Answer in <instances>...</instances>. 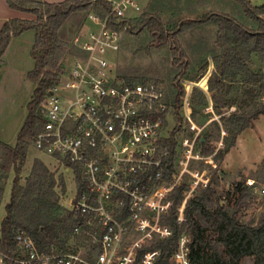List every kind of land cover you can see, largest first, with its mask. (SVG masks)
<instances>
[{"label":"trees","instance_id":"16d2710c","mask_svg":"<svg viewBox=\"0 0 264 264\" xmlns=\"http://www.w3.org/2000/svg\"><path fill=\"white\" fill-rule=\"evenodd\" d=\"M6 1L12 9L32 15L35 20L12 19L3 26L0 31V68L14 38L34 31L36 41L31 52L35 68L28 75L35 90L27 106L26 120L18 133L14 147L0 141L2 154L0 171L3 175L1 181L7 180L11 172L15 175L10 202L5 207L6 216L1 222V249L9 254L16 251L15 237L18 231L29 234L41 251L48 250L51 246L66 249L72 242L82 244L86 237L85 234L82 237L74 234L79 219L71 210L59 205L56 187L59 184L66 190L63 178L58 183L55 174L39 160L35 162L26 185L22 184V175L29 149L44 125L43 103L63 78V60L68 53V45L61 40L60 30L77 12L93 11L104 18L110 12V5L106 0H67L56 4L32 0ZM171 1L151 0L136 19L125 21L117 19L114 21L115 25L110 24V26L121 32L127 27L126 32L131 34L148 30L158 37L161 46L168 45L175 36H172L171 29L166 27L156 12L162 11L160 3ZM174 1L176 4H185L181 3V0L172 2ZM236 2L243 15L251 18L258 26L257 29L223 11L210 12L196 19L184 20L180 27L174 29L177 35L209 23L217 26L215 45L220 53L209 55L213 59L214 69L201 89L198 87L194 89L192 103L203 106L204 102L209 100L218 111L236 108V111L221 119L224 128L223 149L214 158L219 163L223 162L225 156L236 146L238 137L264 116V5L253 8L248 0H236ZM178 9L181 10V7ZM174 50L177 55L178 49ZM70 54L79 53L72 49ZM181 56L186 59L185 54L182 53ZM254 57L261 63V71L254 69ZM186 66V69L191 68V62L188 61ZM207 68L208 62L205 70ZM181 76L184 77V74ZM125 79L136 83L131 79ZM142 83L150 82L144 80ZM236 84L241 86L239 95L234 93ZM179 90L174 102L173 114L181 123L180 108L185 90L182 88ZM171 106L168 105L165 118L171 114ZM196 114L197 112L193 111V118ZM167 124L168 121L165 125ZM217 131L219 137L216 140H220L222 131L219 126ZM182 132L185 131L180 126L161 142V148L170 152L168 159L165 160L167 165L165 178L168 185L173 180L172 176L178 173V160L182 154V142L178 141V138ZM214 140L215 137L209 133L196 140L201 156L209 157L214 154L211 145ZM199 162L192 160L190 170L204 172L205 170L193 167L194 163ZM203 162H206L210 169L216 167V163L212 165L206 160ZM76 173L79 193H82L85 189L82 173L80 169H76ZM206 177L208 185L200 186L193 198L187 201L183 222H178V216L185 194L190 191L191 185L183 184L174 189L169 196L172 202L171 209L161 218V225L171 230L172 235L166 238L155 236L153 241L144 244L141 254L159 252L154 264H173L172 257L178 250L179 240L185 235L189 238V258L192 264H240L245 258H251L254 264H264V219L255 225L244 224L237 218L244 201L253 198V188L247 186L246 182L236 184L235 191L239 201L231 211L229 207L221 205V197L214 188V185L219 184L216 172L212 177L209 175ZM4 192V187H0V206Z\"/></svg>","mask_w":264,"mask_h":264},{"label":"built area","instance_id":"2783aa9c","mask_svg":"<svg viewBox=\"0 0 264 264\" xmlns=\"http://www.w3.org/2000/svg\"><path fill=\"white\" fill-rule=\"evenodd\" d=\"M106 1L110 12L102 18L89 11L87 26L69 43L63 78L43 103L44 125L32 143L72 172L76 183L80 169L85 189L79 193L77 183L70 210L79 219L74 234H85L86 240L41 251L29 234L18 231L17 249L9 254L1 249L0 233V264H154L159 252L141 251L155 236L172 235L161 225L172 206L170 194L185 184L186 175L192 177L187 193L208 185L206 172L190 170L192 160L206 157L187 141L181 143L178 173L167 184L165 160L170 152L161 148L170 116L165 118V90L157 83H133L112 74L106 59L109 51H119L122 34L110 24L136 19L140 15L128 11L141 14L151 0ZM72 49L79 54H70ZM246 184L254 186L252 180ZM186 203L184 197L178 222L184 220ZM189 253V238L183 235L173 264H192Z\"/></svg>","mask_w":264,"mask_h":264},{"label":"rangeland","instance_id":"374dc122","mask_svg":"<svg viewBox=\"0 0 264 264\" xmlns=\"http://www.w3.org/2000/svg\"><path fill=\"white\" fill-rule=\"evenodd\" d=\"M173 1V0H172ZM162 2L160 10L156 12L161 17L163 23L171 29L172 36L174 39L170 40L168 45L161 46V42L158 41L156 35H152L148 30H144L137 34H131L122 32L120 39V49L118 52L109 51L106 54L111 65L112 74L119 75L120 77L131 79L136 83H142L146 80L149 82L157 83L161 85L166 93L167 103L171 106V114L168 117L167 132L171 135L180 126L182 130L178 141H190L196 137V135L204 136L209 133L215 137V140L211 142L212 146L215 147L214 154L212 155L213 164L216 167L210 169L205 160L199 163H194L193 167L196 169L205 170L206 175L210 177L216 172L219 180L218 185H214L217 190L218 196L221 197V205L229 207L231 211L234 210V206L239 201V196L235 191V186L238 183H244L249 180L254 182L252 186L253 198L244 201L243 207L237 215L240 222L244 224H257L260 220L264 219V116L260 117L259 120L255 121L251 128L238 137L236 146L228 153L223 162L219 163L215 161V156L222 149L223 146L218 149L216 140L219 137L217 127L219 126L221 131L224 130L221 121L222 115L228 116L234 108H229L222 111L214 110V113L206 114L205 108L208 105V101L204 102L203 106H198L192 103V93L189 97V105L193 111H196V117L193 118L191 115L190 122L186 116L187 110V97L188 89L193 86L201 89L206 79L210 75L209 67L205 70V65L209 66L207 58L210 54H219L220 50L215 45L217 36V26L213 23L206 24L204 26L197 27L191 31L182 32L180 34L174 33V29L180 27L181 22L184 20L196 19L198 16L203 14L214 12L219 13L221 11L230 14L233 18L243 21L246 25L257 29V25L251 18L243 15V12L236 0H226L225 3H185L176 4L174 2ZM252 7H261L264 5V0H248ZM159 3V2H158ZM181 7V10L178 8ZM155 13V12H154ZM128 15H141L134 11H128ZM33 20L35 17L32 16ZM87 13L77 12L73 14L69 20L65 23L59 32V36L62 41L69 43L73 39L74 35L82 27H86ZM178 49L179 53L175 55V50ZM186 55L182 57L181 54ZM28 54V53H27ZM23 63H28L31 66L32 60L30 55H24L22 58ZM213 60V59H212ZM256 71H261L262 65L259 60L253 58ZM191 62V68L186 69L187 62ZM184 74V77L181 76ZM16 79L12 83V89H14V95L12 98L7 96L6 102H8L7 110L13 111L11 121L7 125L0 129V140L5 143L15 144L17 135L24 124L27 117V106L31 101V96L34 92V85L29 81H18L19 76H15ZM202 78V79H201ZM192 80L200 82L193 84L185 82V80ZM187 87V88H186ZM17 88L19 90L17 91ZM179 88L185 90V96L182 98V105L180 108V116L182 122L180 123L175 118L174 113V102L179 94ZM17 92L19 95L16 97ZM236 95L241 94L240 84L235 85ZM223 113V114H219ZM222 136V133H221ZM195 153L200 152L198 144L195 145ZM42 161L45 166L55 174L58 183L63 178L66 186V190L61 185H57L56 193L59 198V205L64 209H71V202L77 192V183L72 172H65L63 168L59 167L58 163L53 160L52 157L44 153L39 152L32 145L29 149L28 160L23 172L22 184L26 185V180L31 176L35 162ZM2 162V154L0 152V164ZM203 162V163H202ZM209 162V161H208ZM210 163V162H209ZM3 177L0 171V187H4V197L0 206V222L6 216L5 207L10 202L12 185L14 180V172H11L7 180L1 181ZM192 177L189 175L185 176V184L191 185ZM192 189V185H191ZM190 189V190H191ZM199 193V192H198ZM185 194L187 201L192 199L191 193ZM196 194V193H195ZM236 203V204H235ZM241 203V202H240ZM240 264H254L251 258H245Z\"/></svg>","mask_w":264,"mask_h":264},{"label":"crops","instance_id":"0c3cea01","mask_svg":"<svg viewBox=\"0 0 264 264\" xmlns=\"http://www.w3.org/2000/svg\"><path fill=\"white\" fill-rule=\"evenodd\" d=\"M32 1L56 4V3H62V2L67 1V0H32ZM225 2H227V1L226 0H181V3H206V4L221 3L222 4ZM224 13H226V12H224ZM12 19L33 20L32 15L16 11L9 6V4L7 3L6 0H0V31L3 28V26L8 21H10ZM35 41H36V33L34 31L26 32L25 34H23L17 38H14L11 41V43H10V45H9V47H8L4 57H3V66L0 68V129H3L7 125V123H9L11 121V117L13 116V111L7 110L8 109L7 108L8 102H6V98H7V96L9 98H12L13 95L15 94L14 89H12V83H14V81L16 79L15 76H17V75L19 76L18 78H20V80H18V81H22V82L28 81L29 82L28 75L35 68V62L33 61L32 57H31V52H32V49L35 45ZM24 55H30V58L32 60L31 66H28V63H23L22 58L24 57ZM208 61H209L208 67H209V71L211 73L212 70L214 69V64H213V60L210 56H208ZM185 82L196 84L199 82V80L193 82L192 80L188 79V80H185ZM34 88H35V86H34ZM195 88H197V87L193 86L190 89L187 88L188 93H187V97L185 98L186 99L185 102L187 101V103H188L191 92L194 91ZM18 90H19V88H17V91ZM18 95H19V92H17L16 97ZM185 109L187 110L186 116H187L188 120L190 122H192L190 117L193 113H192V109H191L189 103L187 104ZM214 110H216V109H215L213 103L208 100V105L205 108V113L211 114V113H214ZM223 110H225V109H223ZM232 111L234 112L235 109L233 108ZM219 114H223V113H219ZM224 116H226V115L223 114L222 117H224ZM222 117H221V119H222ZM247 131L248 130H246V132ZM246 132H244L243 134H245ZM243 134H241L240 136H242ZM223 137H224V131L222 130L221 139L217 143V146H218L217 150H219L223 146ZM198 138H199V136L196 135V137H194V139L187 141V142L194 143V147H195L196 140ZM202 140H204V139H202ZM16 141H17V139H16ZM1 142H3V141H1ZM3 143H5V142H3ZM5 144L12 146V147H14L16 145V143L15 144L5 143ZM213 148L215 149V147H213ZM215 152H216V149H215ZM205 159H203V160H205ZM207 159L210 162V164H213L212 156H210ZM190 195H191L190 197L193 196V194H190Z\"/></svg>","mask_w":264,"mask_h":264}]
</instances>
